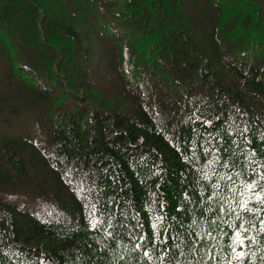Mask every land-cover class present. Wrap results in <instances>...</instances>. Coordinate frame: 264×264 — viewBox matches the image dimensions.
<instances>
[{"label":"trees","instance_id":"obj_1","mask_svg":"<svg viewBox=\"0 0 264 264\" xmlns=\"http://www.w3.org/2000/svg\"><path fill=\"white\" fill-rule=\"evenodd\" d=\"M0 116V264H264V0H0Z\"/></svg>","mask_w":264,"mask_h":264},{"label":"rangeland","instance_id":"obj_2","mask_svg":"<svg viewBox=\"0 0 264 264\" xmlns=\"http://www.w3.org/2000/svg\"><path fill=\"white\" fill-rule=\"evenodd\" d=\"M215 1V0H214ZM219 14L220 13H224L227 15L232 14L233 12L228 11V10H219L217 11ZM239 16H237L238 18ZM236 18V19H237ZM87 25V24H86ZM99 35L95 33L92 34V36H90V42L88 44V47L90 48V45L96 47L93 48L94 50L92 51L94 53V59L97 63V58H100V62H99V66H107L108 65V69L111 73V71L113 70V68H117L118 64H117V57L123 53V47L122 50H120V48L115 47L110 45L109 43H107L104 38H99ZM240 51H244L246 53H251L254 56H256L260 50H255V48H251L246 51L244 49H241ZM96 67V64H95ZM105 73V71L103 72ZM101 82L103 83V85L110 87L111 83L110 81L106 79V76L103 74V76L101 77ZM17 92L19 95V99L21 100V102L23 103V105L25 106V108L23 109L24 112L23 113H28V112H37V100H36V96L30 94L27 90L22 89V87L20 85L17 86ZM4 119L2 116H0V122H2ZM46 126L48 123H44ZM1 128V127H0Z\"/></svg>","mask_w":264,"mask_h":264},{"label":"snow or ice","instance_id":"obj_3","mask_svg":"<svg viewBox=\"0 0 264 264\" xmlns=\"http://www.w3.org/2000/svg\"><path fill=\"white\" fill-rule=\"evenodd\" d=\"M261 179H264V174L261 175ZM246 187L251 188L253 185H247ZM262 191H264V186H261ZM255 197L259 200L260 203L264 204V197L260 196V193H255ZM242 209H246L247 211H261V209H253L249 207V201L244 200L243 203L240 205ZM260 223L264 225V220H261ZM246 237H244L241 233V231L237 230L235 232V243H238L240 245L244 244V240ZM233 252L236 254V257L239 259L240 264H243V258L247 255L246 252L244 251H239L237 252L235 248H233ZM147 255V253H145Z\"/></svg>","mask_w":264,"mask_h":264}]
</instances>
